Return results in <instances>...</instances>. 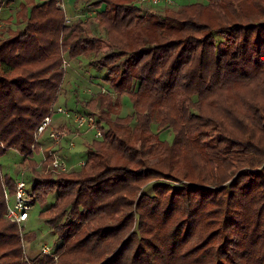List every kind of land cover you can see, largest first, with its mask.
Masks as SVG:
<instances>
[{
  "label": "trees",
  "instance_id": "1",
  "mask_svg": "<svg viewBox=\"0 0 264 264\" xmlns=\"http://www.w3.org/2000/svg\"><path fill=\"white\" fill-rule=\"evenodd\" d=\"M58 2L29 0L16 12L23 28H0V155L23 156L55 234L56 261L39 252L30 263L264 264V0L160 12L92 0L97 34L85 19L66 24ZM83 59L104 87L76 102L98 109L102 135L77 167L43 174L51 158L37 170L36 129L57 101L63 61ZM15 181L0 170V264H28L5 218L3 186L13 192Z\"/></svg>",
  "mask_w": 264,
  "mask_h": 264
},
{
  "label": "rangeland",
  "instance_id": "2",
  "mask_svg": "<svg viewBox=\"0 0 264 264\" xmlns=\"http://www.w3.org/2000/svg\"><path fill=\"white\" fill-rule=\"evenodd\" d=\"M28 1L29 0H10L7 2L6 0H0V28L7 27L8 24H10L12 28H23L25 23H18L16 19V12L19 10L22 4L28 6ZM39 1L41 0H34V2ZM72 1L74 2V0ZM90 1L92 0H79L77 8L73 7V4H70L71 0H59L58 3L63 6L65 16L69 18V22H67V24H70L74 19L77 18L85 19L87 20L93 33H101L102 30L96 27V24L93 21L95 12L100 9L96 10L92 5H89L88 3ZM135 1L141 6L148 8L149 11L160 12L164 8L176 9L184 4H188L196 0H159V2L156 4H153V2L150 0ZM80 61L81 62H77L76 60L71 62L67 61V64L64 67L65 75L60 86L57 101L52 110V115L50 116V121L41 134L37 135L36 137L38 150L34 154V158L37 163H39V165H37L38 171L43 170L41 162L47 156L49 149H53L56 153V156H59L60 158H66V165L68 164L67 167H70L71 165L77 167V164L84 160L86 142L96 138L95 130L86 131L84 128L80 129L77 127L74 120L77 114L91 113L95 116H98V109L89 112L86 108L78 104L76 99L78 98L79 100H87L95 96L96 93L103 92V73L90 68L88 66L87 60L83 59ZM56 107H61L64 112H57L56 109L54 110ZM131 112V102L129 98L124 95L121 98L119 113L122 116H126L130 115ZM152 129L154 132L157 131L155 122L152 124ZM55 131L65 132V136L61 139V142L58 145L53 146L51 133ZM159 135L160 138L166 142L172 141L173 135L169 130H163ZM22 157L23 156L17 153V151L14 149H8L5 154L0 155L1 174H8L15 180L23 178L24 181L29 184L31 174L28 171V168L26 165L19 167V162L22 160ZM18 167L21 168L22 171L17 173ZM74 167L67 168V170ZM51 171L59 172L50 170L46 167L43 174L52 173ZM53 199L54 195L49 194L46 205L52 202ZM12 203L13 196L10 194V204ZM41 209L42 206L35 202L29 212L28 220L25 222V224H23V234L27 232L35 233V238L30 243H27V241L23 238L26 250L25 254L23 252V259L26 256L29 260H32V258L40 252V247L42 245L51 247L55 240V234L47 225H45L43 218H41L39 215ZM5 218L8 219L6 216ZM20 241L22 243L21 238Z\"/></svg>",
  "mask_w": 264,
  "mask_h": 264
},
{
  "label": "built area",
  "instance_id": "3",
  "mask_svg": "<svg viewBox=\"0 0 264 264\" xmlns=\"http://www.w3.org/2000/svg\"><path fill=\"white\" fill-rule=\"evenodd\" d=\"M7 1V0H6ZM153 2V4H156L159 2V0H150ZM62 9L63 6L59 3H57ZM69 22V18L65 16V23L67 24ZM67 64V61H63V66L65 67ZM57 110V112H64L61 107H56L54 110ZM53 110V109H52ZM53 111H50L49 116H46L43 121L39 124V126L36 129V137L37 135L41 134V132L46 128L50 121V116L52 115ZM96 116L94 114H77L75 117V123L78 128L82 129L84 128L86 131L88 130H95V137H100L101 131L98 129L96 125ZM65 136V132L61 131H55L51 133V137L53 139V146L58 145L61 142V139ZM72 144V143H71ZM53 149H49L47 152V156L51 158L50 163L47 165V168L50 170L55 171H66L67 165L65 164L64 160L60 158L59 156L55 155ZM45 159V158H44ZM8 188L6 186H3V198L5 203V216L12 222L16 224V226L19 229L20 237L22 240L23 245V252L25 254V243L23 242V224L28 220L29 218V212L33 205L35 204V194L31 190L30 186L24 181L23 178H19L15 181V186L13 192H8ZM10 194L13 196V203L10 204ZM40 253L49 256L53 261H56L57 256L50 252L49 247L47 245H42L40 247ZM25 261L30 263V260L25 256Z\"/></svg>",
  "mask_w": 264,
  "mask_h": 264
},
{
  "label": "crops",
  "instance_id": "4",
  "mask_svg": "<svg viewBox=\"0 0 264 264\" xmlns=\"http://www.w3.org/2000/svg\"><path fill=\"white\" fill-rule=\"evenodd\" d=\"M70 4H73V1L71 0V2H70ZM76 134V133H75ZM74 134V135H75ZM77 136V135H76ZM63 160H64V162H65V164L67 163V161H66V158H62ZM82 161H80V163H81ZM80 163H78L77 165H79ZM67 166H68V164H67ZM70 167H74V165H71ZM70 167H67V168H70Z\"/></svg>",
  "mask_w": 264,
  "mask_h": 264
}]
</instances>
